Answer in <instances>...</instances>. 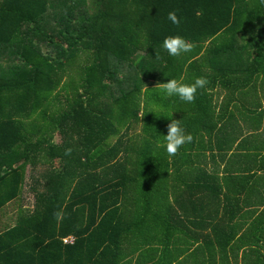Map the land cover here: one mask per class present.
<instances>
[{
  "label": "trees",
  "instance_id": "obj_1",
  "mask_svg": "<svg viewBox=\"0 0 264 264\" xmlns=\"http://www.w3.org/2000/svg\"><path fill=\"white\" fill-rule=\"evenodd\" d=\"M170 35L193 51L170 56L162 47ZM197 77L223 82L226 112L249 83L264 84L261 0H0V154L22 149L0 175V210L25 184L33 199L0 224V264H128L130 235L154 203L166 205L163 182L194 171L169 168V158L204 159L214 138L223 161L236 140L230 118L223 132L203 135L206 89L203 106L200 96L184 106L199 118L155 87ZM173 119L194 139L169 157Z\"/></svg>",
  "mask_w": 264,
  "mask_h": 264
},
{
  "label": "crops",
  "instance_id": "obj_2",
  "mask_svg": "<svg viewBox=\"0 0 264 264\" xmlns=\"http://www.w3.org/2000/svg\"><path fill=\"white\" fill-rule=\"evenodd\" d=\"M178 81L185 84L194 82L186 78ZM262 86L264 84L249 83L246 93L235 96L238 106L233 107L232 102L229 105L231 112L224 109L225 86L218 80H211L207 85L204 98L207 110H197L202 117L196 114L195 109H185L184 106L189 103L183 102L181 113L190 112L205 121L202 122L203 135L223 132L224 120L230 118L236 140L223 161V151L215 145L214 138L212 144L205 140L208 147L201 151L204 159L201 156L199 161L169 158V168H193L194 171H185L184 175L178 176L170 173L163 182L167 186V195L163 199L166 205L154 203L151 219L139 223L141 229L136 228V233H145L143 238L142 235L137 238V234L130 235L125 244L130 253L128 264H264ZM197 96H200L203 106V96L198 90ZM169 98L180 103L176 96ZM258 98L261 105L256 102ZM169 111L174 113L176 108ZM21 151L18 146L9 155L0 154V175L6 167L15 166ZM29 170L30 166L26 169V176ZM156 193L152 197L159 201V194L154 195ZM29 194L25 184L21 195L1 208L0 222L6 219L4 224L12 222L15 211ZM18 200H21L20 203ZM161 207L165 210H160ZM134 247L135 251L129 249Z\"/></svg>",
  "mask_w": 264,
  "mask_h": 264
},
{
  "label": "clouds",
  "instance_id": "obj_3",
  "mask_svg": "<svg viewBox=\"0 0 264 264\" xmlns=\"http://www.w3.org/2000/svg\"><path fill=\"white\" fill-rule=\"evenodd\" d=\"M264 3V0H261ZM167 19L174 25L179 27L180 18L175 11L168 13ZM162 47L167 51L170 56L179 57L182 54L192 52L195 45L180 35H170L164 38ZM210 81L206 77H197L191 84H185L177 79H168L164 83H157L158 88L166 97L176 96L182 102L194 103L196 99V93L198 89H206ZM194 137L190 133H186L184 128L180 125V120H171L167 125V133L164 135V147L169 157H174L178 154L180 148L185 144L193 142ZM71 149L65 150V155L71 154ZM57 222H60L64 218L63 210H59L53 213Z\"/></svg>",
  "mask_w": 264,
  "mask_h": 264
},
{
  "label": "rangeland",
  "instance_id": "obj_4",
  "mask_svg": "<svg viewBox=\"0 0 264 264\" xmlns=\"http://www.w3.org/2000/svg\"><path fill=\"white\" fill-rule=\"evenodd\" d=\"M121 74H126V73H124L122 71ZM63 94H64V92H63ZM60 99H61L60 100L61 106H64L65 105V101H64L65 99H64V97L62 95L60 96ZM138 131H139V126H138V124H135L134 127H133V129L131 130V134L135 135V134L138 133ZM55 162H56V164L58 163L57 160ZM40 170H42V169L40 168ZM21 205L24 206L25 209H31L32 208V205H33V199L31 198V196L27 195V197L25 198V200H23V202H21ZM3 222H5V221L0 222V224L3 223ZM64 240L70 241L69 238L68 239L65 238Z\"/></svg>",
  "mask_w": 264,
  "mask_h": 264
},
{
  "label": "built area",
  "instance_id": "obj_5",
  "mask_svg": "<svg viewBox=\"0 0 264 264\" xmlns=\"http://www.w3.org/2000/svg\"><path fill=\"white\" fill-rule=\"evenodd\" d=\"M64 241H66V240H64Z\"/></svg>",
  "mask_w": 264,
  "mask_h": 264
}]
</instances>
